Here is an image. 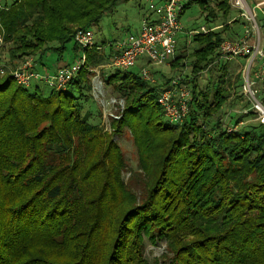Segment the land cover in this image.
Masks as SVG:
<instances>
[{"label": "trees", "instance_id": "obj_1", "mask_svg": "<svg viewBox=\"0 0 264 264\" xmlns=\"http://www.w3.org/2000/svg\"><path fill=\"white\" fill-rule=\"evenodd\" d=\"M128 1L0 0V264H264V123L252 110H223L242 76L234 75V86L227 61L210 87L198 82L219 58L221 42L237 38L247 23L230 0L187 6L199 4L209 30L191 39L187 33L171 61L178 67L192 58L182 122H170L158 101L174 75L144 79L147 61L105 77L125 102L111 127L114 136L128 127L136 141L143 173L132 177L139 189L121 176L129 167L114 136L80 111L92 98V65L110 62L112 45L107 55L100 52L106 42L86 48L64 90L42 81L48 93L40 82L30 89L11 75L30 56L46 70L38 64L49 53L60 61L77 28L99 26ZM191 40L197 47L188 54ZM155 136L165 145L156 155ZM151 167L160 169L156 181L146 176ZM159 243L164 251L150 259L147 246Z\"/></svg>", "mask_w": 264, "mask_h": 264}, {"label": "built area", "instance_id": "obj_2", "mask_svg": "<svg viewBox=\"0 0 264 264\" xmlns=\"http://www.w3.org/2000/svg\"><path fill=\"white\" fill-rule=\"evenodd\" d=\"M143 1L146 3L147 12L142 16L139 29L116 44L109 67L127 69L134 66L141 57H145L153 65H163L175 60L177 39L184 29L181 17L187 6L195 0ZM230 1L238 10V16L244 17L247 23L237 38H226L221 42L218 59L223 61H232L240 57L247 59L244 95L250 106L242 111L252 110L256 113V118L264 123V103L261 99V92H264V37L261 25V16L264 17V0ZM208 30L206 25H201L198 30L190 29L188 34L205 33ZM74 41L83 49L91 47L94 44L93 29L77 28ZM85 60L86 54H83L74 63H61L51 72L39 70L33 57H26L11 70V75L17 83L24 86L42 81L52 88L64 90ZM0 71H5L1 60ZM141 74L144 79L155 82L148 68H143ZM189 97V84L185 81L184 73L175 74L168 84L164 85L158 101L170 122H182L188 113Z\"/></svg>", "mask_w": 264, "mask_h": 264}, {"label": "rangeland", "instance_id": "obj_3", "mask_svg": "<svg viewBox=\"0 0 264 264\" xmlns=\"http://www.w3.org/2000/svg\"><path fill=\"white\" fill-rule=\"evenodd\" d=\"M219 1L220 0H207V2L211 6L216 5ZM145 11L147 12V6L143 0H130L128 2L119 4L113 11L108 12L103 17L99 26H95L92 28L94 33V42L98 44H100L101 42H106L107 44L106 48L104 50L101 49L100 51L103 52L105 55L109 54L110 52L109 48L111 47V45L115 48L116 44L119 41L125 39L128 34L136 32L141 25L142 15L146 13ZM204 16H205V12H202L199 4L196 2L186 9L185 13L181 17V22L184 29L181 31V34L177 39L175 56L180 55L179 52L180 49L185 47L184 39L189 37L191 39V34H188L189 37H187V35L185 34L188 33L190 29H194V28L199 29V27L202 24L206 25ZM262 33H264L263 30ZM74 43L75 41H72L66 45V49L63 53V57L60 60L61 62L73 63L75 61L76 53L74 52V45H75ZM79 47L80 49L78 50L77 54L80 56L86 54L85 49H83L82 46ZM196 47L197 44L191 40L189 44H186V52L190 54ZM4 50L5 49H2L1 51L6 52ZM42 60L44 63L48 64L49 66L50 64L55 65L58 61V55L56 53H49ZM191 60H192L191 57L185 56L181 58L178 67L171 66V68H166V70L165 69L161 70V73L173 72V75L187 73L190 70L189 66ZM225 62L226 61L217 59L209 70L203 72V74L198 79L199 86L202 89L204 88L206 89L207 87H210L212 82L216 81L218 77L222 75L223 71L220 69V65H222L221 66L222 68L223 65H226L224 64ZM17 64L18 62H16V65ZM108 64L109 62H107V59L105 58L101 62V64L98 65L96 64V66L91 64L93 66V67L91 66L93 68V71L90 72L91 74L90 76L92 79V86H93L91 91L92 98L86 102L81 103L80 111L82 114L88 115V120L90 122L102 125L103 131L108 132L110 136H114V131L112 130L113 128L111 127V120L113 117L118 118L120 116L121 113L120 110L124 108L125 102L118 97L117 93L113 91L111 85L112 82L114 83V81L111 80V83H108V81L105 79V77H107L106 75H110L114 70V68L109 67ZM245 65H247V59L242 57L236 60L227 61L228 73L229 75L230 72L232 73V78L230 82L233 83L234 86L236 84L235 82L236 78L234 77V75L236 76L238 72L242 74L240 81L238 80L237 82V86L234 87L235 93L228 98L227 100L228 105L223 107V110L226 111L227 116H229L228 115L229 111L230 112H233V110L242 111L248 105H250V102L244 95V84H245V75H246ZM149 66H151V63H149ZM137 68L133 67L130 69L132 71H137L138 70ZM148 69L150 70V68ZM149 72L153 74L151 76L155 79V82H157L158 80L156 79V77L157 75H159V72L158 73L156 71L153 72L149 71ZM40 84H41L40 86L46 89V92L48 93L49 91L48 87L44 86L42 82H40ZM33 85L30 87V89H33L32 88ZM225 86L228 87L229 84L225 83ZM241 93L243 95L242 98L235 100L236 95H240ZM114 140L117 141L119 147L122 148L128 162L129 168L121 172L122 178L125 181H128V179L132 177L133 175L132 173H134V177L137 173L140 172L143 173L142 168L139 167L140 161H139L138 148L135 143L136 141H134L133 135L130 133L129 128L126 126L123 127L121 132H119V134H116L114 136ZM155 140L157 143L156 145H154L153 149L155 150V155H156V152L158 151L159 147L160 149H162L163 146L165 145L163 144L162 136H155ZM155 155L153 157H155ZM159 158L160 155L156 158V160L158 161ZM159 174H160V169H154L153 167H151V169H149L146 176L148 177V179L150 180L154 179L153 181H156L155 177L158 176ZM97 177L101 182H103V179L100 178V175H97ZM134 177H132L133 185H135L134 186L135 189H139L140 187L138 186V182L136 179H134ZM91 179L86 180L87 183H89ZM97 192H98V188H96L95 190L92 189L91 191L92 195L97 194ZM163 251H164L163 243H159L157 246H153L149 244L146 249V254L150 259H153L154 257L159 256Z\"/></svg>", "mask_w": 264, "mask_h": 264}, {"label": "crops", "instance_id": "obj_4", "mask_svg": "<svg viewBox=\"0 0 264 264\" xmlns=\"http://www.w3.org/2000/svg\"><path fill=\"white\" fill-rule=\"evenodd\" d=\"M146 12V11H145ZM144 12V13H145ZM143 13V14H144ZM143 16V15H142ZM261 25H262V30H263V32H264V17H262L261 16ZM244 26V25H243ZM235 27V26H234ZM235 29L238 31V33H240L241 31H242V27H239V26H236L235 27ZM264 34V33H263ZM263 37H264V35H263ZM95 43V42H94ZM98 44V43H97ZM106 48V46H102V47H100V50L102 49V50H104ZM113 49V51L115 50V48L114 47H112ZM101 52V51H100ZM101 53H103V52H101ZM147 62V59L145 58V57H141L140 59H139V61H138V64H141V65H144V63H146ZM61 61H57V63L55 64V65H51L50 64V66L48 65V64H46V63H44L43 62V60L38 64V65H40L41 66V68L42 69H46V70H42V71H51V72H53V71H55L56 69H57V67L59 66V65H61ZM239 63V62H238ZM39 66V67H40ZM159 66V67H158ZM171 63H167V64H163L162 66H160V65H153V64H151V66H149V65H147V66H145L144 68H150V70L149 71H156L157 73L159 72V75H157V77H156V79L158 80V81H160V80H162V79H167V78H169V77H171L172 75H173V72L171 73V72H162L161 73V70H163V69H165L166 70V68H171ZM170 73V74H169ZM175 73V72H174ZM169 74V75H168ZM168 75V76H167ZM167 76V77H166Z\"/></svg>", "mask_w": 264, "mask_h": 264}]
</instances>
